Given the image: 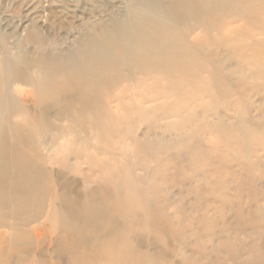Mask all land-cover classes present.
<instances>
[{
	"label": "bare ground",
	"instance_id": "6f19581e",
	"mask_svg": "<svg viewBox=\"0 0 264 264\" xmlns=\"http://www.w3.org/2000/svg\"><path fill=\"white\" fill-rule=\"evenodd\" d=\"M45 28H28L14 53L0 49V264H176L166 245L186 246L189 237L192 250L214 256L210 205L199 207L218 196L210 180L224 161L192 167L181 154H161L190 146L178 133L189 126L190 135H221L258 203L264 115L251 114L243 98L264 95V0H126L121 14L89 23L60 51ZM146 78L151 90L133 102V82ZM257 79L259 86L244 88ZM195 85V95L215 103L212 111L196 96L174 110L171 93ZM125 99L131 105L121 107ZM123 108L152 120L120 130L125 145H105V120ZM168 117L177 119L165 124ZM169 128L174 137L165 136ZM108 137L118 140L112 131ZM196 143L199 156L218 158L200 137ZM68 148L73 154L62 155ZM174 184L193 194L199 213L187 216L168 201L164 188Z\"/></svg>",
	"mask_w": 264,
	"mask_h": 264
},
{
	"label": "rangeland",
	"instance_id": "374dc122",
	"mask_svg": "<svg viewBox=\"0 0 264 264\" xmlns=\"http://www.w3.org/2000/svg\"><path fill=\"white\" fill-rule=\"evenodd\" d=\"M125 1L126 0H0V49H2V46H6L7 50H9L11 53H14L17 42L26 36V30L31 26H39L42 24L47 27L45 28V31H42V33L50 42H52L54 45V51L65 50L69 45L72 44L74 38L79 36V32L86 30L89 23L97 22L99 20L101 21L102 19L106 20L113 14H121L124 9ZM53 10L57 11V16L48 13V11ZM260 37L256 38L259 39ZM241 38V36L238 37V39ZM234 68L237 67L235 66ZM139 80H135V82L132 84L134 87L135 85L138 86L132 90V94H135V96L132 97V100L133 102H137L139 100L138 103H141V98L144 97L139 96V94L141 95L146 91H150L151 88L149 87L152 82L147 80V78L144 79L143 82ZM138 81L139 83H137ZM159 83L160 82H158V84ZM260 83V79H257L253 82H244L243 84H246L244 85L246 90H250L255 85L259 86ZM195 88L196 85L189 89H183L179 91L174 90L173 93H171L172 96L168 98L169 101H175V105L172 106L173 109L176 110L181 107L184 110L187 109V106H191L190 103L187 102L188 97L191 96H196V98L200 99L199 102L201 104L208 105L210 103L209 98L206 97V95H195ZM125 92L126 91H124V93ZM151 94H153V92H151ZM136 95L138 96V99ZM216 102H219L220 104L223 102V100L217 99ZM243 103L249 106L252 112L251 114L254 115L255 111H260L261 109L262 114L264 115L263 94L249 91V93L246 94V97L243 98ZM119 104L121 107H124L127 104L131 105L127 99L121 101ZM214 105V102L209 104L211 111L214 108ZM119 111H117V114H115L112 119L107 118V120H105V122L107 121L108 123L107 129L109 130V132L106 133V142L104 143L105 145H125L128 138L118 135L117 133L120 130H123L129 126L131 127V122L134 120L136 122L152 120V116L149 114H131V112H127V110L124 108V112ZM168 118L169 119L165 121V124L175 122L177 119L176 117ZM205 123H207V121L203 124ZM143 127H145V125H141L140 130H142ZM191 127L193 126L182 129V133L178 131V133L183 137H188L190 140V146L187 144L185 147H170L167 151H165V153H162L161 155L162 157H166L168 155L181 154L185 158H188L186 163L188 166L192 167H197L198 164H219L220 162L218 161H224V163H220L222 171H219V173H214L210 180L216 185L215 189L218 196L214 197L213 199L212 197H208L207 199H209L211 203L208 201L202 202L201 206L199 207L202 210L206 207L208 208L210 205L211 210L209 211V214L213 217L214 224L211 233L213 240H211L212 242L208 244V247L211 248L214 246L213 248L216 249V253L213 254L214 256H210L211 258L202 257L200 254L191 249V244L194 243L196 239L189 237L187 238L188 244L186 246L180 245L175 241H169L167 243L166 246L170 249H174V251L177 253L172 261L176 264H181V260L183 261V259L186 257L193 256L200 260L199 264H264V180L257 182V185H255L258 189L257 193L255 194V198L258 202L256 204L254 201L250 200L252 194L249 191L248 185L246 183L249 181H247L246 174L240 168V164L231 160L230 155L226 154L230 153V151L223 143L224 137L221 135L217 136L216 134L197 135L196 132L195 134L191 133L190 135ZM111 131L114 132L117 137L116 139L119 141H110L108 139ZM172 131L174 132L173 128L166 130L165 136L174 137ZM232 133L234 135L236 134V132ZM199 137L202 139V145L204 147L211 148L212 150L214 149L213 152L219 153L220 157L218 156V158H210L199 156L195 151L197 148L196 141ZM258 138L259 141L264 140V133L258 136L256 140ZM122 140L124 142H122ZM262 143L263 144L260 145L264 147V142ZM82 149L83 148L81 147L74 149V152L76 154L82 153ZM60 152L62 155H64L66 152L73 154V150L69 148L62 149ZM187 155H189L190 159ZM140 157H142V154H140ZM144 162H147V160H144ZM173 163L181 164L178 159H176ZM182 165L186 166V164H181V166ZM262 167H264V162L262 163ZM214 168H218V166L216 165ZM170 172H172V170H170ZM179 174H181V172H179ZM184 174L193 175L191 172H186ZM178 182H180V180H178ZM164 189L167 193L168 201L171 204H175L177 206L179 205L185 215L189 216L193 213L200 212L198 211L200 210L199 208L192 206L194 200L192 193H180L178 186H175V184L172 188L165 187ZM221 195L222 197H226L225 199L228 200L229 203H222V200L220 201L219 199V196ZM258 206L260 210L256 215L254 210ZM254 215L260 220L258 224L251 222V218H253ZM191 228L194 230V228H197V225L195 223H191ZM188 229L189 228L186 230V234L189 235ZM184 263L188 264L185 261Z\"/></svg>",
	"mask_w": 264,
	"mask_h": 264
}]
</instances>
